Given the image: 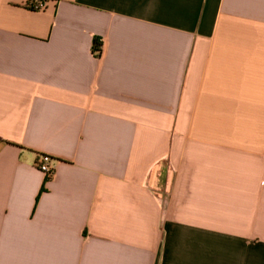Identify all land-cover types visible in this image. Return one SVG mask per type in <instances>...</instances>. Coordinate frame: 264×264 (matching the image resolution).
<instances>
[{
	"label": "crops",
	"instance_id": "1",
	"mask_svg": "<svg viewBox=\"0 0 264 264\" xmlns=\"http://www.w3.org/2000/svg\"><path fill=\"white\" fill-rule=\"evenodd\" d=\"M31 4L0 0V264H264V0Z\"/></svg>",
	"mask_w": 264,
	"mask_h": 264
},
{
	"label": "built area",
	"instance_id": "2",
	"mask_svg": "<svg viewBox=\"0 0 264 264\" xmlns=\"http://www.w3.org/2000/svg\"><path fill=\"white\" fill-rule=\"evenodd\" d=\"M46 4L47 2L34 0L32 4L33 10H43ZM35 166L37 170L45 176V178L49 179L53 176L55 166H54V161L50 156L48 155L39 156Z\"/></svg>",
	"mask_w": 264,
	"mask_h": 264
},
{
	"label": "trees",
	"instance_id": "3",
	"mask_svg": "<svg viewBox=\"0 0 264 264\" xmlns=\"http://www.w3.org/2000/svg\"><path fill=\"white\" fill-rule=\"evenodd\" d=\"M31 2H32V4H33V2H34V0H30ZM40 1H42V2H48V1H53V0H40ZM32 4H31V9H33V6H32ZM98 47H99V44L97 43V42H94V50L96 51V52H98Z\"/></svg>",
	"mask_w": 264,
	"mask_h": 264
}]
</instances>
